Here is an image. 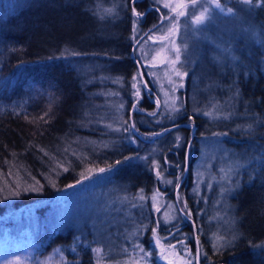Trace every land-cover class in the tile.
Returning <instances> with one entry per match:
<instances>
[{
    "label": "trees",
    "instance_id": "obj_1",
    "mask_svg": "<svg viewBox=\"0 0 264 264\" xmlns=\"http://www.w3.org/2000/svg\"><path fill=\"white\" fill-rule=\"evenodd\" d=\"M227 2L243 36L227 57L191 61L197 94L167 118L139 54L159 23L153 0L136 3L146 13L137 25L130 0H0V245L63 264H162L152 230L167 226L187 264H264V6ZM184 120L196 140L216 133L239 158L231 183L192 190L199 145ZM156 186L173 200L180 193L188 216L156 224Z\"/></svg>",
    "mask_w": 264,
    "mask_h": 264
},
{
    "label": "rangeland",
    "instance_id": "obj_2",
    "mask_svg": "<svg viewBox=\"0 0 264 264\" xmlns=\"http://www.w3.org/2000/svg\"><path fill=\"white\" fill-rule=\"evenodd\" d=\"M170 2L175 4L182 2V0H170ZM219 2L225 9L232 8L234 10L233 14H228L227 12L221 13L219 10L214 9L211 21L203 25L201 30L195 33L193 32V26L189 24V26L185 27V18H180V31L175 36L161 40L160 36L162 35V32H156L151 39L147 37L146 41L140 43L139 47L141 48V51H139V54L142 52V54H140V56H142V62H145L146 65H150L149 70L152 72L151 75L155 77V92L157 94V90L160 89L161 94L159 95L162 99V105L165 107L164 109L166 110V114L168 115L167 118L174 114V108L178 109L182 108L186 104L188 105V102L186 101L187 93L197 94L196 90L188 84V81L192 79V77L188 75L193 63L191 61L198 59L197 57L199 55H204L205 60H207L206 56H209V54L218 57H227L231 47L230 43H233L239 36H243L244 34L245 29L238 28L240 17L237 15V11L239 12L240 10L231 4H228L227 0H219ZM158 7H160V9L163 8L162 4H159ZM163 9L165 11L164 13H169V9ZM159 13L157 20L160 21L161 13L163 12L161 11ZM165 23L167 24V21H165ZM170 39H174L175 44L180 45L181 47H183L185 42L188 44L187 51L181 56L182 65H176V67L180 68L182 72L187 73L182 80L173 74L172 65L168 62L172 58L168 51L171 47L169 42ZM209 50L210 52L208 53ZM139 73L145 84L143 90L144 92H148L149 88L146 86L145 82L147 81L146 76L141 69L139 70ZM155 101L158 103L159 100L155 98ZM208 103L213 105L211 104L213 103V96L208 98ZM191 104L192 105L190 106L194 105L195 108L193 109H196L197 111L199 108L197 107L198 103L196 105L195 101L192 100ZM201 108H204L202 110L204 113H212L216 109L215 106L207 107L204 104L201 105ZM133 111L135 110L131 104V109L129 110L130 116H132ZM151 116H153V114H151ZM181 123L190 124L186 120ZM192 125H194V123L189 126L191 130L189 131L190 140L188 139V142L193 145V142L197 141L199 148L197 151L198 156L196 155L197 158L192 166L191 179L193 181V185L191 188L192 190H195L198 196L202 192L206 193L213 184V186L221 188L226 182L230 181V179H228L225 175L232 172L236 168H232L229 165L239 161V158L237 156H233L232 158L228 157L231 150H229L230 148L227 144L223 143L222 140L215 135L216 133L210 132L199 135L196 140L195 126ZM132 129L135 131V128L132 127ZM152 159H154L155 163V172L157 173V170H159L158 177L162 179L163 176L162 168L160 167V158L156 154H153ZM189 161L187 159L186 163H184L185 170L179 181H177V187L186 179L184 175L187 174ZM162 184L164 185V183ZM183 186L186 187L188 185L185 183ZM150 200L151 205L149 207V214L151 212L154 214V220H157L156 224L160 222L166 224L172 222L178 211L183 216H188V213L183 209L180 193H176V199L173 200L165 197L160 186H156L151 191ZM176 223L179 222L177 221ZM170 228L165 226L163 230H167L165 233L161 230L159 231L156 227L152 230V239L156 246L157 259L162 264L189 263L190 259L188 260L185 255L188 249H186V251L178 249L179 243L183 242V240H169V236H171V234L168 229ZM8 245V243L0 245V264H63L62 259L56 255L49 254L45 257L34 259L29 251H18L16 247L12 248Z\"/></svg>",
    "mask_w": 264,
    "mask_h": 264
},
{
    "label": "snow or ice",
    "instance_id": "obj_3",
    "mask_svg": "<svg viewBox=\"0 0 264 264\" xmlns=\"http://www.w3.org/2000/svg\"><path fill=\"white\" fill-rule=\"evenodd\" d=\"M132 5V10L135 13L136 19L133 21L134 25L139 24L142 18L146 15L145 12H137L135 10V5L138 0H130ZM241 2L245 5L252 6L253 0H241ZM154 5L162 4L163 8L169 9V13H161V19L158 24L153 25L152 29H149L148 38L151 39L156 32H162L160 36L161 40H165L167 38L175 36L180 31V18H185L186 24L185 27L193 26V32H198L201 30V27L211 21L213 18V10H219L221 13L227 12L228 14H233L234 10L232 8L225 9L219 0H182L180 3H171L170 0H153ZM256 6H264V0H256ZM157 12H160V7H156ZM167 21V24H165ZM133 31L136 32L137 29L134 27ZM135 38V37H134ZM141 39H143L141 37ZM171 47L168 49L170 56L172 57L168 62L172 65L173 74L179 77L181 80L184 76L187 75L186 72H182L180 68L176 67V65H182L181 56L184 52L187 51L188 44L185 42L183 47L175 44L174 39H170ZM137 44L140 43V40L136 41ZM136 77H133L135 81ZM182 86V85H181ZM133 88H137V85L133 83ZM136 96L140 95L139 90L134 93ZM133 109L136 108V105H132ZM178 111V109H175ZM153 115L155 113H152ZM205 115H212L211 112L204 113ZM134 128L135 125H132ZM251 127V125H249ZM127 131V129H125ZM153 135H159V133H153ZM179 139V137H177ZM138 158V157H136ZM125 159H133V157H126ZM119 163V162H118ZM67 170V169H65ZM101 172H104L105 169H100ZM157 175L159 176V170H157ZM171 183V182H170ZM69 187H72L69 185ZM143 198V197H142ZM215 247V245H214ZM95 252H99L100 249H94ZM144 251V249H141ZM147 255V253H146ZM197 255L199 252L197 251Z\"/></svg>",
    "mask_w": 264,
    "mask_h": 264
},
{
    "label": "water",
    "instance_id": "obj_4",
    "mask_svg": "<svg viewBox=\"0 0 264 264\" xmlns=\"http://www.w3.org/2000/svg\"><path fill=\"white\" fill-rule=\"evenodd\" d=\"M182 124V123H181Z\"/></svg>",
    "mask_w": 264,
    "mask_h": 264
}]
</instances>
